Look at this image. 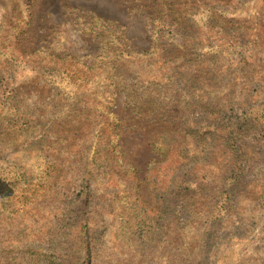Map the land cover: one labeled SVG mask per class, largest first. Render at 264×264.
I'll return each instance as SVG.
<instances>
[{
	"label": "rangeland",
	"instance_id": "obj_1",
	"mask_svg": "<svg viewBox=\"0 0 264 264\" xmlns=\"http://www.w3.org/2000/svg\"><path fill=\"white\" fill-rule=\"evenodd\" d=\"M0 264H264V0H0Z\"/></svg>",
	"mask_w": 264,
	"mask_h": 264
},
{
	"label": "trees",
	"instance_id": "obj_2",
	"mask_svg": "<svg viewBox=\"0 0 264 264\" xmlns=\"http://www.w3.org/2000/svg\"><path fill=\"white\" fill-rule=\"evenodd\" d=\"M155 116H156V115H155ZM155 116H153V118H154ZM169 129H170V130H173L172 128H169ZM169 129H168V130H169ZM165 144H166V143H165ZM163 150H164V149H163Z\"/></svg>",
	"mask_w": 264,
	"mask_h": 264
}]
</instances>
